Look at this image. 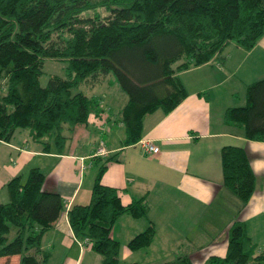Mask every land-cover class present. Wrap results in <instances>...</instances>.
<instances>
[{"label":"trees","instance_id":"16d2710c","mask_svg":"<svg viewBox=\"0 0 264 264\" xmlns=\"http://www.w3.org/2000/svg\"><path fill=\"white\" fill-rule=\"evenodd\" d=\"M264 35V0H0V142L17 131L47 151L66 146L76 126L101 118V98L93 88L113 75L127 99L119 110L123 145L138 142L145 117L172 110L186 96L178 73L216 58L229 42L248 50ZM45 58L65 59V73L40 82ZM221 62V61H220ZM83 85L86 90L80 89ZM223 123L251 140H264V76L246 84L245 103L227 106ZM153 153V152H149ZM100 155V154H96ZM116 153L98 166L90 201L67 209L74 235L88 238L103 264H119V243L111 235L123 213L147 216L145 196L122 203L118 189L101 181ZM96 158V157H95ZM222 183L244 205L252 195L255 173L246 149L220 148ZM45 172L32 166L5 185L0 202L2 264H44L43 233L65 209L57 191L46 190ZM156 233L154 223L134 234L130 250L144 248ZM224 255L210 254L206 264H264V248L233 221ZM160 264H193L186 250Z\"/></svg>","mask_w":264,"mask_h":264},{"label":"crops","instance_id":"0c3cea01","mask_svg":"<svg viewBox=\"0 0 264 264\" xmlns=\"http://www.w3.org/2000/svg\"><path fill=\"white\" fill-rule=\"evenodd\" d=\"M263 75L264 35L251 49L229 42L213 60L180 71L186 96L169 112L156 109L144 119L141 139L158 146L154 153L144 152L139 141L123 145L125 131L118 118L127 96L122 91L116 103L109 98L108 86L97 85L93 93L101 98V118L76 126L63 149L45 151L29 132L12 142H0V202L8 200L5 185L11 177L40 167L45 172L43 187L65 199L64 211L41 238V251L48 253L44 264H103V255L74 235L67 209L90 201L98 166L116 153L101 181L118 189L122 203L145 196L150 207L147 216L123 213L115 220L111 235L120 241L119 264L137 262L132 256L142 248L130 250L127 242L149 220L156 227L155 235L162 231L184 237L167 247L165 255L186 250L193 264H206L210 254L224 255L228 229L236 220L245 224L259 251L264 248V140L247 139L237 128L225 125L223 111L238 86L246 87ZM100 144L105 153L96 156ZM224 144L243 146L255 173L254 191L244 205L222 183L220 148ZM150 213L153 218L159 216V226ZM149 246L152 242L144 248ZM10 258L18 261L16 255Z\"/></svg>","mask_w":264,"mask_h":264},{"label":"rangeland","instance_id":"374dc122","mask_svg":"<svg viewBox=\"0 0 264 264\" xmlns=\"http://www.w3.org/2000/svg\"><path fill=\"white\" fill-rule=\"evenodd\" d=\"M65 66H66V60L65 59L45 58L44 66H43V72L40 75V82L42 84H45L47 81V78L50 74L63 75L65 73ZM259 78H261V77H259ZM99 85H98V87H99ZM102 85L108 86V91L112 96V98L109 96L110 100L112 101V99H114V101L116 103H118L120 101V99L122 98L121 93H123V92L119 86V83L115 79V77L113 75H111L109 77V80L106 81L105 83H103ZM80 89L86 90V88L83 85H80ZM237 90H238V92L234 95L233 98H231V101L229 103L230 106L242 105L245 103V87L238 86ZM217 101H219V98L217 99ZM215 104H217V103H215ZM214 107H216V105ZM111 123L113 124V122H109L108 125ZM27 132H28V128L21 129L15 133L14 138H17L20 136V134L27 133ZM226 191H228V193L230 195H233L234 197H236L237 201L240 200L229 189ZM240 203H242L241 200H240ZM155 208H157V206L154 204V209ZM235 210L236 209H234V211ZM150 216L152 217V213H150ZM153 219L156 220L157 225L159 226V216L154 215ZM163 230H165L164 227H163ZM215 230H217V234L220 235L221 229H218V227H217V229H215ZM218 235H211V236L212 237H214V236L218 237ZM211 236L209 238H211ZM183 238L184 237L180 236V234L179 235H170V234L168 235L167 233H162V231H160V232L158 231V233L155 235V237L152 241V246H149L147 248H142V249L138 250V252H135V254H133L132 257L137 258V262L135 264H158L164 258H166L167 260L172 259L175 256V252L178 249L176 251H173V252L170 251L169 253H171V254L168 253L167 255H165L166 251H168L167 247L175 246L176 242H178V240H184ZM210 240H212V239H210ZM118 243L120 245V241H118ZM144 251H148V252L145 253ZM162 256H164V257L162 259H160V257H162ZM4 260H6V257L1 256L0 257V264H2L4 262ZM9 261L12 264L18 263L16 258H10ZM126 264H130V263L127 262Z\"/></svg>","mask_w":264,"mask_h":264},{"label":"built area","instance_id":"2783aa9c","mask_svg":"<svg viewBox=\"0 0 264 264\" xmlns=\"http://www.w3.org/2000/svg\"><path fill=\"white\" fill-rule=\"evenodd\" d=\"M139 143H140L141 148L144 152H147V153L153 152L154 153V152L158 151V146L155 145L150 139L143 138V139L139 140ZM103 153H105V150H104L103 145L100 144L99 147L97 148L95 154H103ZM83 241L89 242L87 237H85L83 239Z\"/></svg>","mask_w":264,"mask_h":264}]
</instances>
